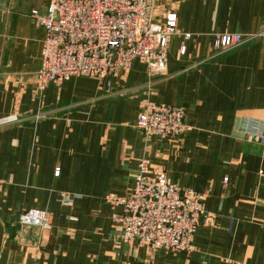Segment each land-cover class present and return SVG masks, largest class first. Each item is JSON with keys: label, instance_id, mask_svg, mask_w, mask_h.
Returning a JSON list of instances; mask_svg holds the SVG:
<instances>
[{"label": "crops", "instance_id": "0c3cea01", "mask_svg": "<svg viewBox=\"0 0 264 264\" xmlns=\"http://www.w3.org/2000/svg\"><path fill=\"white\" fill-rule=\"evenodd\" d=\"M48 1L0 0V264H264V0H154L176 15L161 70L133 61L108 86L76 75L38 89L45 31L30 14ZM228 33L244 39L221 50ZM146 98L183 108L187 130L144 136ZM144 156L201 196L193 250L120 239L107 198L129 194ZM29 209L50 226L20 224Z\"/></svg>", "mask_w": 264, "mask_h": 264}, {"label": "built area", "instance_id": "2783aa9c", "mask_svg": "<svg viewBox=\"0 0 264 264\" xmlns=\"http://www.w3.org/2000/svg\"><path fill=\"white\" fill-rule=\"evenodd\" d=\"M153 4L154 0H49L44 13L33 9L31 17L45 31L38 89L76 75L94 77L108 86V78L133 61L147 64L150 72L161 70L168 39L176 32V15L166 11L162 20H155ZM243 39L236 33L223 34L216 45L222 50ZM184 117L183 108L146 98L135 126L146 137L174 140L188 128ZM255 129L246 133L248 139H261V132ZM60 197L70 198L67 194ZM107 201L121 208L112 219L120 227L123 242L135 241L151 251L193 250L202 214L201 196L170 181L162 170L153 169L148 157L138 161L129 194L110 196ZM18 222L47 229L50 214L29 209L18 215Z\"/></svg>", "mask_w": 264, "mask_h": 264}, {"label": "rangeland", "instance_id": "374dc122", "mask_svg": "<svg viewBox=\"0 0 264 264\" xmlns=\"http://www.w3.org/2000/svg\"><path fill=\"white\" fill-rule=\"evenodd\" d=\"M162 14H163V10L159 11L158 9H156L155 7H153V18L155 20L160 21V19L162 18ZM263 33H264V30H263Z\"/></svg>", "mask_w": 264, "mask_h": 264}]
</instances>
